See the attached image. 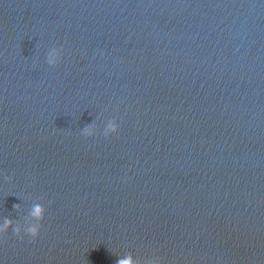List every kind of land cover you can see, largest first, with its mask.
<instances>
[{"label": "water", "instance_id": "obj_1", "mask_svg": "<svg viewBox=\"0 0 264 264\" xmlns=\"http://www.w3.org/2000/svg\"><path fill=\"white\" fill-rule=\"evenodd\" d=\"M33 202L0 264H264V0H0V221Z\"/></svg>", "mask_w": 264, "mask_h": 264}, {"label": "clouds", "instance_id": "obj_2", "mask_svg": "<svg viewBox=\"0 0 264 264\" xmlns=\"http://www.w3.org/2000/svg\"><path fill=\"white\" fill-rule=\"evenodd\" d=\"M62 50L55 47L51 48L47 53V63L55 67L61 60ZM95 126H88L82 130V134L86 137H91L95 135ZM119 131V124L115 119H110L107 121L103 134L109 136L116 134ZM17 210L19 206L17 205ZM46 215V208L40 202H33L31 207L27 210V216L25 217V222L23 224L13 225V222L9 219H3L0 221V236L4 233H7L10 229L16 236H21L26 234L31 237L33 240L39 237L42 222ZM117 264H140L136 258L133 257L131 253L120 256L117 261ZM147 264H159V258L152 259L147 262Z\"/></svg>", "mask_w": 264, "mask_h": 264}]
</instances>
